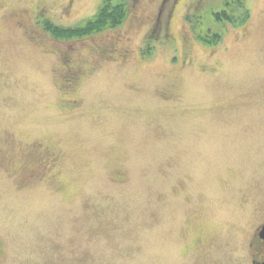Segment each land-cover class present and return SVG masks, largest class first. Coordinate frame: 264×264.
Listing matches in <instances>:
<instances>
[{
  "label": "rangeland",
  "instance_id": "374dc122",
  "mask_svg": "<svg viewBox=\"0 0 264 264\" xmlns=\"http://www.w3.org/2000/svg\"><path fill=\"white\" fill-rule=\"evenodd\" d=\"M100 3L0 0V156L39 141L58 158L29 187L0 167V264H252L245 243L264 216V0H167L160 15L162 0H129L126 20L96 39L114 34L125 56L84 53L78 104L66 109L61 61L28 31L61 48L92 42L35 22L73 25ZM223 8L234 21L217 18ZM201 30L221 37L204 43Z\"/></svg>",
  "mask_w": 264,
  "mask_h": 264
},
{
  "label": "flooded vegetation",
  "instance_id": "af4514ba",
  "mask_svg": "<svg viewBox=\"0 0 264 264\" xmlns=\"http://www.w3.org/2000/svg\"><path fill=\"white\" fill-rule=\"evenodd\" d=\"M102 1L103 0H101V3ZM166 1L167 0H162V7L159 10V15L162 13L163 6ZM126 3L128 5L129 13V0H126ZM223 12L227 14V17L232 15L224 8L221 9L220 13L215 12V14H223ZM224 19L225 17L221 16L220 20ZM47 20L53 21L50 17H44L43 15V18L39 17V20H37L35 23L44 31H48L45 28V21ZM54 23L57 25L68 26L62 23ZM100 32L89 33L80 37L70 38V40H81L88 38L91 39L92 42L69 47L63 46V48H61L57 47L49 39L47 40L46 37L41 36L39 32H36L33 29H29L28 31L29 37L31 39L38 41L44 45V48H46L44 51L46 53L58 57L61 61L60 66L58 67V74L63 91L65 94H67L66 98L63 100L62 105V107L66 109L73 110L78 104V100L74 98L72 94L76 89V85L80 83L81 79L86 74L84 61L81 58L83 57L84 53L99 55L106 59H111L115 57L114 55H118L120 57L125 56V53L121 52V48L118 47L120 40L119 37H116L114 34L107 36L102 35L100 36L101 39H98L99 41H97V35H100ZM46 43L52 47H49ZM3 141L7 144H15L16 142L15 139H11L10 137L5 138ZM19 148L22 151L18 157H15L11 154L10 156H8L5 153L0 156V167L4 170V172L9 174V176H17L19 178V182L26 187L44 182L52 176L53 170L58 163V158L55 154L48 151L45 143L35 141L26 146V148H21V146ZM263 225L264 216L254 227L253 231L249 234L248 239L245 243L249 260L252 264H264V234L261 235ZM6 254V246L0 240V258L5 257Z\"/></svg>",
  "mask_w": 264,
  "mask_h": 264
},
{
  "label": "trees",
  "instance_id": "16d2710c",
  "mask_svg": "<svg viewBox=\"0 0 264 264\" xmlns=\"http://www.w3.org/2000/svg\"><path fill=\"white\" fill-rule=\"evenodd\" d=\"M240 5L241 7H239L243 10V18L246 19L248 16V9L243 3ZM127 15L128 5L126 0H103L97 12L85 20L68 26L57 25L53 21L47 20L45 21V28L57 38L70 39L120 26L126 20ZM226 15L227 14L223 12V14H218L217 18L221 19V16L227 17ZM227 18L234 21L232 16ZM207 31L201 30L198 32L199 40L204 43L211 44L213 43V39H215V43L221 37V35H217L216 33L212 34L210 32V34H206ZM151 48V45L147 44L144 54H151Z\"/></svg>",
  "mask_w": 264,
  "mask_h": 264
},
{
  "label": "water",
  "instance_id": "95a60500",
  "mask_svg": "<svg viewBox=\"0 0 264 264\" xmlns=\"http://www.w3.org/2000/svg\"><path fill=\"white\" fill-rule=\"evenodd\" d=\"M263 234H264V225H263L262 231H261V235H263Z\"/></svg>",
  "mask_w": 264,
  "mask_h": 264
}]
</instances>
